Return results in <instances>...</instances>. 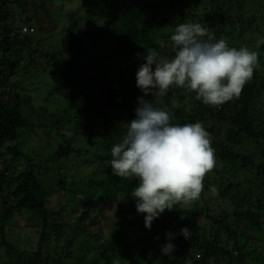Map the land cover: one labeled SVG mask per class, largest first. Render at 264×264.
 I'll use <instances>...</instances> for the list:
<instances>
[{
  "label": "trees",
  "instance_id": "16d2710c",
  "mask_svg": "<svg viewBox=\"0 0 264 264\" xmlns=\"http://www.w3.org/2000/svg\"><path fill=\"white\" fill-rule=\"evenodd\" d=\"M39 7L48 13L44 0ZM30 9L28 0H0V264H264V41L253 46L264 24V0H107L103 8L72 15L60 47L48 51L36 37L42 27L33 22L40 9L34 15ZM181 23H200L229 47L258 52L260 67L238 99L219 107L176 87L162 98L173 124L202 123L217 167L199 200L165 209L148 229L132 196L138 180L112 174L111 148L136 118L144 96L136 74L147 49L174 56L170 37ZM26 27L33 32L24 33ZM39 72L60 74L69 91L67 112L54 114L51 125L34 119L47 111L30 93ZM85 115L90 128L80 120L73 124V116ZM38 129L50 138L55 132L58 146L35 162L21 142ZM65 131L98 144L86 146L87 159L99 156L101 163L90 166L85 181L64 180L62 158L82 152L62 143ZM51 172L58 180L49 183L44 176ZM59 192L62 204L53 210L50 196ZM109 207L114 214L107 217ZM19 216L40 228L36 250L14 245L22 240L13 228ZM102 222L112 226L105 235ZM185 227L190 239L181 234ZM168 243L175 245L171 259L162 254Z\"/></svg>",
  "mask_w": 264,
  "mask_h": 264
},
{
  "label": "clouds",
  "instance_id": "9594fccd",
  "mask_svg": "<svg viewBox=\"0 0 264 264\" xmlns=\"http://www.w3.org/2000/svg\"><path fill=\"white\" fill-rule=\"evenodd\" d=\"M170 39L175 49L171 58H160L154 49H147L146 62L136 74L144 96L138 97L136 118L128 123L122 142L111 148L112 174L138 180L132 196L148 229L165 209L199 200L206 176L217 167L210 134L202 123L173 124L162 98L176 87L195 93V99L205 105L219 107L238 99L260 67L258 52L229 47L200 23L177 25ZM149 95L152 99L144 98ZM210 191L218 195L215 187ZM181 234L186 239L192 235L186 227ZM174 249L168 243L162 254L171 259Z\"/></svg>",
  "mask_w": 264,
  "mask_h": 264
},
{
  "label": "rangeland",
  "instance_id": "374dc122",
  "mask_svg": "<svg viewBox=\"0 0 264 264\" xmlns=\"http://www.w3.org/2000/svg\"><path fill=\"white\" fill-rule=\"evenodd\" d=\"M106 1L107 0H44V5L47 6L46 10H48V13H46L39 7L43 3V0H28L32 7V9H30L31 12H33L31 13L32 15L35 14L34 11H38L40 9L37 13L38 17L36 16L33 19V22L42 27V31H36V37L42 44L44 51H48V48L50 47L54 49L60 47L64 31L68 27L70 17L72 15L79 13V16H84L86 15L87 10H90L94 7L103 8L106 4ZM140 4L142 5V2ZM262 41H264V24L261 28V33L258 32L253 46L257 48L255 44H260ZM46 69L49 70L48 67ZM33 82L35 86L31 87L30 93H32L35 103L38 106H44L47 108L42 120L36 121L37 117L34 116L35 123H39L41 125H51V118L55 119L54 114H65L67 112L66 109L68 110L69 91L65 87L64 80L60 74H44L39 72L37 75H35V78H33ZM53 89H56L55 93L52 92ZM48 98L49 101L46 102ZM72 118L74 119L73 124L80 120L82 122L81 125H86L88 128L91 127L92 122L90 121L89 116L85 115L82 118H75V116H73ZM69 125L72 126V122H70ZM64 134L62 136V138H64V142L62 140V143L65 146L72 145L82 150L80 156L71 153L69 156L62 158L61 166L66 167L67 173V175L65 173L66 177L64 180L71 182L73 177H75V179L85 181L90 175V166L94 165V162H97L98 164L101 163L99 156L92 157L88 160L86 154V151L89 149H97L98 144H94L91 141L89 142L78 132L77 137L72 136V131H65ZM88 134L90 136L88 138L90 139L98 138V135H90V132H88ZM51 136H54V138L48 137L46 133L44 134V130L42 129H38L36 134L27 133L23 136V141L21 142L23 149L26 150L28 156L34 158L35 162H40L46 159L48 154L57 149L58 137L55 135V132ZM86 146L89 147L88 150L86 149ZM88 163L93 164L88 165ZM44 179L46 182L50 183V181L52 182L53 180H58V175L55 174L53 176L51 172L49 176L45 175ZM74 187L75 185L73 188ZM63 194V192H59L50 196L49 207L51 209L58 210V207L62 204ZM113 214L114 210L112 207H109L107 210H105V216L108 217ZM61 222H64V220H61ZM110 224L111 223L106 225L104 222L101 223V230L104 235L108 232V229L110 230V227L112 228ZM13 228L20 231L19 235H21L22 238L21 241L15 240L18 242L14 243L15 246L21 249H37L40 228L29 226L28 221L26 222V218H23V216H19L14 220ZM91 230L96 231L97 226L92 227ZM12 231L6 235V238L9 241L14 237ZM103 263L106 264L107 259H102V264Z\"/></svg>",
  "mask_w": 264,
  "mask_h": 264
},
{
  "label": "built area",
  "instance_id": "2783aa9c",
  "mask_svg": "<svg viewBox=\"0 0 264 264\" xmlns=\"http://www.w3.org/2000/svg\"><path fill=\"white\" fill-rule=\"evenodd\" d=\"M23 32L24 33L33 32V30L31 28H29V27H26V28L23 29Z\"/></svg>",
  "mask_w": 264,
  "mask_h": 264
}]
</instances>
